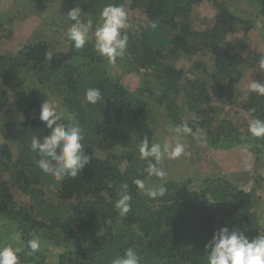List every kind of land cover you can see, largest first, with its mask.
<instances>
[{
  "label": "trees",
  "instance_id": "16d2710c",
  "mask_svg": "<svg viewBox=\"0 0 264 264\" xmlns=\"http://www.w3.org/2000/svg\"><path fill=\"white\" fill-rule=\"evenodd\" d=\"M202 1L79 0L74 5L82 9V19L91 17L93 31L108 4L141 14L129 20L128 48L121 58L140 76L136 90L107 69L110 63L95 52L91 32L85 47L75 49L62 29L49 24L63 35L60 52L36 28L11 51L3 39L13 43L6 28L12 19L9 14L0 18V244L13 243L16 232L39 238L42 250L32 264H111L128 247L135 248L141 264H207L205 244L221 227L243 231L249 239L264 234L255 210L260 199L256 185L263 179L256 163L264 157V138L248 133L252 116L264 120V97L248 89L252 78L264 83V72L256 73L264 54L245 51L250 45L237 44L242 41H228L254 28L252 16L263 21L264 0H245V6H237V0H210L213 20L198 28L193 10ZM152 21L159 22L155 30L146 27ZM88 88H98L104 103H87ZM45 100L60 111V122L74 118L83 129L82 143L91 159L75 179L58 181L36 167L39 156L30 142L33 135L42 140L48 134L39 120ZM229 106L244 110L241 129L227 112ZM182 122L198 138L205 136L212 149L251 155L254 166L240 178L251 186L225 176L180 173L163 180L151 177L154 184L146 187L165 186L162 198L140 191L133 181L150 177L138 145L144 137L160 142ZM215 122L217 130H207ZM99 146L112 156H98ZM123 183L132 201L122 217L114 205ZM18 255L23 259V252Z\"/></svg>",
  "mask_w": 264,
  "mask_h": 264
},
{
  "label": "clouds",
  "instance_id": "9594fccd",
  "mask_svg": "<svg viewBox=\"0 0 264 264\" xmlns=\"http://www.w3.org/2000/svg\"><path fill=\"white\" fill-rule=\"evenodd\" d=\"M65 18L70 26L64 32V36L72 42L73 48L83 49L89 42L91 32L95 52L109 63L115 64L118 58L126 54L129 42L126 30L131 25L124 6L106 5L100 13L94 31L93 20L87 15L82 19L80 7L71 8ZM158 24V21H152L146 27L155 30ZM51 57L52 54L49 55V60ZM257 69L256 73L264 72V56L259 57ZM248 89L257 96L264 97V83L251 79ZM85 100L91 105L104 103L98 88H88ZM254 112V108L250 109V113ZM39 120L49 131L42 140L36 135L31 138L30 149L39 156L35 161L36 167L58 181L65 177L75 179L91 159L85 153L82 143L84 134L79 122L74 118L67 124L60 122L62 120L60 111L47 100L41 104ZM173 131L176 137L193 136L198 139L197 133L187 123L182 122L175 126ZM248 133L254 138H264V120L252 116L248 122ZM138 151L139 158L147 162L144 168L147 176L163 180L167 175L162 167L163 162L166 159L175 160L181 157L185 153V145L179 139L173 145L150 142L148 137H144L138 145ZM133 183L152 199L162 198L167 193V188L163 185L156 189L147 188L145 181L140 178L135 179ZM109 187L112 185L109 184ZM128 187L126 183L119 186V198L114 205L122 217L131 211L132 196L128 192ZM13 241L0 244V264H32L36 254L42 250L41 240L35 236L25 239L23 233L16 232ZM21 252L23 259L18 255ZM205 252L207 264H264V234L249 239L243 231L221 227L205 244ZM111 264H141V257L135 248L128 247L124 254L113 259Z\"/></svg>",
  "mask_w": 264,
  "mask_h": 264
},
{
  "label": "rangeland",
  "instance_id": "374dc122",
  "mask_svg": "<svg viewBox=\"0 0 264 264\" xmlns=\"http://www.w3.org/2000/svg\"><path fill=\"white\" fill-rule=\"evenodd\" d=\"M79 0H0V18H3L5 14H9V18L11 17L12 22L6 24V28L9 29L14 37L11 42H6V49L14 51L16 48V44L18 40L21 38H25V36L29 35L33 32V29L36 28L40 33L46 34L49 40L57 45V49L59 52L62 50V45H60V41L63 39V35H61L55 28L50 30L49 24L51 27L58 26L61 31L66 32L67 28L70 26V23L66 20V16L68 11L77 4ZM83 3L85 0H81ZM236 1V0H234ZM237 6H245L248 5L245 0H237ZM36 7V8H35ZM40 8V9H39ZM128 12L129 20L133 21L135 16H141L138 12L126 10ZM215 10L210 0H203L196 9L193 10V15L195 19V23L198 28H204L207 23H211L213 20V15ZM253 17V25L254 28L249 30L246 35L242 33H238V37L241 39L235 41V36L229 37L228 41L230 43H236L238 41H242L237 43L238 45L243 43L248 46V48L255 49L256 52L264 54V39L261 38V34H264V17L263 21L257 20L256 17ZM55 23V24H54ZM91 36V33L89 34ZM243 37V39H242ZM238 39V38H237ZM15 44V48L12 46ZM121 58H118L115 64L110 63L108 66V70L117 73L120 80L123 84L129 89L136 90L139 86V75L133 73V71H129L127 67H124L122 64ZM204 74L203 71H199V75ZM254 80V78H252ZM227 112H231V116L234 119L235 125L240 129L242 125L244 126L246 123V119L244 118V110L240 107L229 106L226 108ZM240 115L242 117H240ZM16 116V115H15ZM4 118V112L0 111V119ZM248 122V121H247ZM219 123L215 122L210 125L207 130L216 131ZM179 137H176L175 133L167 134L160 139L162 143L173 144ZM199 140L191 141L187 143L186 141H181L185 145V153L175 159L170 160L162 164L167 175H179L188 174L198 178L205 177H214V176H225V178H230L235 180L238 184H241L245 187L251 186V182L247 179L241 182V175L243 171L249 172L250 166L254 164L253 158L251 155L243 153L241 150H227L221 148L212 149L210 146H206L205 136L201 135ZM201 143V144H200ZM199 146V149L196 147ZM96 154L100 157L112 156V151L99 146L96 149ZM260 174L263 179L260 183H258L256 193L260 196L258 200L255 210L258 214H260L261 219L264 223V157L260 158L258 163ZM254 166V165H253ZM146 186H151L154 184V179L150 177V179L145 180ZM253 185V184H252ZM53 201L55 200V196H53ZM264 227V224H263ZM52 259V254L50 255Z\"/></svg>",
  "mask_w": 264,
  "mask_h": 264
}]
</instances>
